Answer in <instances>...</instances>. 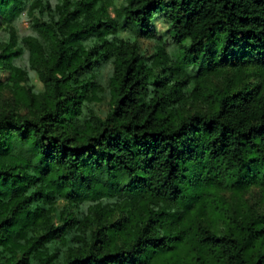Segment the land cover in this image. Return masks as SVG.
Returning a JSON list of instances; mask_svg holds the SVG:
<instances>
[{
	"label": "trees",
	"instance_id": "16d2710c",
	"mask_svg": "<svg viewBox=\"0 0 264 264\" xmlns=\"http://www.w3.org/2000/svg\"><path fill=\"white\" fill-rule=\"evenodd\" d=\"M0 32V264H264V0H0Z\"/></svg>",
	"mask_w": 264,
	"mask_h": 264
},
{
	"label": "rangeland",
	"instance_id": "374dc122",
	"mask_svg": "<svg viewBox=\"0 0 264 264\" xmlns=\"http://www.w3.org/2000/svg\"><path fill=\"white\" fill-rule=\"evenodd\" d=\"M57 0H50V4L53 6ZM123 0H113V3L116 7H118ZM112 13V10L110 9ZM36 14V10L34 12ZM30 15L26 12H22L13 22V32L15 34V40L17 45L23 49L22 54L14 60V63L18 66L24 67L28 72L29 84L33 88L34 91L40 92L43 90V85L40 82L37 74L32 71L28 66V52L26 50V45L24 41L26 39L38 38L36 32L32 29L30 25ZM169 23L164 19L163 14L155 15L152 18V29L155 33L161 38V41L165 43V49L167 53L170 55L176 56L177 48L171 43V39L168 35ZM117 36L124 40H134L135 36L130 33L128 30H119L117 32ZM0 38L4 41L8 40L9 33L8 32H0ZM140 46L146 53V55H153L157 50V45L159 44V40L155 38H139ZM6 72H0V77L5 78ZM191 88V85L188 86V89ZM90 107L100 114L104 115L107 109L106 102H96L94 104H90ZM243 198L247 199L251 204L264 206V197L261 196L259 191L255 188L250 189L246 193L243 194Z\"/></svg>",
	"mask_w": 264,
	"mask_h": 264
}]
</instances>
